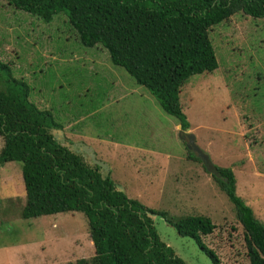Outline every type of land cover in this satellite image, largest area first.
Returning a JSON list of instances; mask_svg holds the SVG:
<instances>
[{"label":"rangeland","instance_id":"1","mask_svg":"<svg viewBox=\"0 0 264 264\" xmlns=\"http://www.w3.org/2000/svg\"><path fill=\"white\" fill-rule=\"evenodd\" d=\"M210 38L219 68L191 77L180 102L198 147L217 168L234 172L238 195L264 223V20L238 13L213 27ZM0 60L29 85L31 102L63 127L52 131L62 145L101 167L130 199L166 213V220L152 216L156 231L186 264H212L194 239L167 223L187 216L212 219L217 229L203 240L222 264H250L235 207L200 163L188 162L179 120L114 65L106 49L85 47L65 13L46 23L0 0ZM9 70H0V90ZM114 99L120 103L111 106ZM3 146L0 138V152ZM198 170L206 173V185L191 180ZM25 206L22 164H5L0 264H75L95 256L83 213L25 220Z\"/></svg>","mask_w":264,"mask_h":264},{"label":"trees","instance_id":"2","mask_svg":"<svg viewBox=\"0 0 264 264\" xmlns=\"http://www.w3.org/2000/svg\"><path fill=\"white\" fill-rule=\"evenodd\" d=\"M10 6L51 23L65 13L81 43L102 46L112 63L124 68L137 85L155 97L163 112L191 128L183 111V86L196 75L219 68L210 32L238 13L264 20V0H4ZM0 70H9L0 60ZM0 90V167L22 164L26 206L22 219L83 213L88 219L95 256L75 264H186L163 242L152 216L166 213L143 206L118 189L102 168L62 145L53 135L50 111L31 102V89L7 72ZM189 158L202 160L189 151ZM212 176L235 207L245 231L250 264H264V223L237 193L230 169ZM183 237L196 241L212 264H222L203 237L217 229L212 219L187 216L168 221Z\"/></svg>","mask_w":264,"mask_h":264},{"label":"water","instance_id":"3","mask_svg":"<svg viewBox=\"0 0 264 264\" xmlns=\"http://www.w3.org/2000/svg\"><path fill=\"white\" fill-rule=\"evenodd\" d=\"M180 136L182 139L187 138L188 139V144H187V148L190 151H193L194 153H196V155L202 160L204 166L206 167L207 171L212 175L215 176L217 178H221V175L218 172V168L213 164V162L210 160L209 156H207L197 145L196 142V137L189 132L190 129H187L186 131H184L182 129V126H180Z\"/></svg>","mask_w":264,"mask_h":264},{"label":"crops","instance_id":"4","mask_svg":"<svg viewBox=\"0 0 264 264\" xmlns=\"http://www.w3.org/2000/svg\"><path fill=\"white\" fill-rule=\"evenodd\" d=\"M135 92H137L138 94H141V96H142V98H146L147 97V94L146 93H142V92H140L138 89L135 91ZM125 100V95L124 96H121V99H120V101L121 100ZM120 102H119V100H116V99H114L110 104H111V106L112 105H114V104H119ZM158 106H156L155 105V108L156 109H158L157 108ZM163 111V110H162ZM70 126H73V124H71ZM176 127H177V129H180L179 128V125H176ZM65 130V129H64ZM189 132H191V129H190V131ZM63 140H64V137L62 138ZM104 143V142H103ZM121 145V144H120ZM120 145L119 146H116V147H120ZM124 147H129V148H132V144H129V143H125V144H122ZM145 147V146H144ZM145 148H147V149H149V150H152V149H150V148H148V147H145ZM188 150V149H187ZM138 151L140 152V153H144L145 152V149L144 148H138ZM138 157H139V160L140 161H143V158H142V155L141 154H138L137 155ZM83 157V156H82ZM84 158V157H83ZM85 159V158H84ZM99 161H100V159H98ZM187 160H188V162H196V161H193V160H191L190 158H189V155L187 156ZM85 161H86V159H85ZM87 162V161H86ZM144 162V161H143ZM196 163H198V162H196ZM90 165V164H89ZM91 166H95V165H91ZM3 167V166H2ZM203 167V166H202ZM1 168V167H0ZM151 168H155V167H151ZM144 168L143 167H141V168H138L137 169V171H136V173H141V171L143 170ZM198 172H199V175L197 176V177H193V179H191L192 181H195V182H201L202 184H207V176H206V173H204V172H202L201 170H198Z\"/></svg>","mask_w":264,"mask_h":264}]
</instances>
